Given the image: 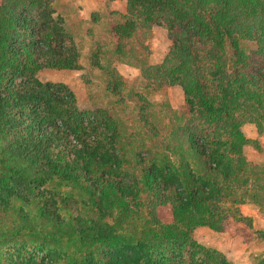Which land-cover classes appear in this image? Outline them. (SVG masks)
Masks as SVG:
<instances>
[{"label": "trees", "instance_id": "16d2710c", "mask_svg": "<svg viewBox=\"0 0 264 264\" xmlns=\"http://www.w3.org/2000/svg\"><path fill=\"white\" fill-rule=\"evenodd\" d=\"M122 1L120 42L153 27L170 42L160 64L136 65L145 85L184 97L163 133L136 95L151 136L134 151L111 112L37 79L81 68L53 0H0V264H229L193 232L252 228L245 204L264 218V164L243 154L259 142L242 132L264 135V0Z\"/></svg>", "mask_w": 264, "mask_h": 264}, {"label": "rangeland", "instance_id": "374dc122", "mask_svg": "<svg viewBox=\"0 0 264 264\" xmlns=\"http://www.w3.org/2000/svg\"><path fill=\"white\" fill-rule=\"evenodd\" d=\"M53 8L54 17L62 20L66 33L79 50L81 68L79 71L43 70L36 75L37 79L67 85L80 111L111 112L127 129L125 138L136 135L131 146H126L127 151L141 147L142 142L150 144L151 134H145L149 133V128L141 129L138 119L136 95L145 97L150 109L159 113L157 122L162 123L160 128L167 133L175 122L174 115L183 109V92L179 87L152 91L136 67L158 65L163 61L170 47L167 32L153 27L147 33L139 32L130 41L120 42L112 29L122 23L126 14V3L122 0H53ZM242 132L246 138L258 141L260 147L259 150L252 145L244 147L247 161L263 165L264 135L258 136L255 126L250 124L243 125ZM241 212L252 218V228L230 226L223 233L197 228L193 232L194 239L221 252L229 264H254L264 255V240L258 238V232L264 228L263 212L251 204L242 206ZM7 248L9 246L1 251L6 252Z\"/></svg>", "mask_w": 264, "mask_h": 264}]
</instances>
